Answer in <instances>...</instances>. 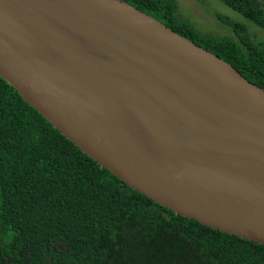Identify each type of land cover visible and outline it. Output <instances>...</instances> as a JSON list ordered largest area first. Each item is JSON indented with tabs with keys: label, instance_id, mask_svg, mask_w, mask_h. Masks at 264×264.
<instances>
[{
	"label": "water",
	"instance_id": "1",
	"mask_svg": "<svg viewBox=\"0 0 264 264\" xmlns=\"http://www.w3.org/2000/svg\"><path fill=\"white\" fill-rule=\"evenodd\" d=\"M0 78L176 215L264 245V89L125 0H0Z\"/></svg>",
	"mask_w": 264,
	"mask_h": 264
},
{
	"label": "trees",
	"instance_id": "2",
	"mask_svg": "<svg viewBox=\"0 0 264 264\" xmlns=\"http://www.w3.org/2000/svg\"><path fill=\"white\" fill-rule=\"evenodd\" d=\"M264 89V41L246 24L205 33L178 0H125ZM264 32V0H218ZM0 264H264V245L176 215L67 140L0 78Z\"/></svg>",
	"mask_w": 264,
	"mask_h": 264
},
{
	"label": "rangeland",
	"instance_id": "3",
	"mask_svg": "<svg viewBox=\"0 0 264 264\" xmlns=\"http://www.w3.org/2000/svg\"><path fill=\"white\" fill-rule=\"evenodd\" d=\"M178 2L183 14L205 33L222 36L233 35L232 30L218 19L217 15H222L246 24L257 39L264 41V32L218 0H178Z\"/></svg>",
	"mask_w": 264,
	"mask_h": 264
},
{
	"label": "clouds",
	"instance_id": "4",
	"mask_svg": "<svg viewBox=\"0 0 264 264\" xmlns=\"http://www.w3.org/2000/svg\"><path fill=\"white\" fill-rule=\"evenodd\" d=\"M18 235L19 233L15 230L12 225H7L6 230L0 233V241H2L3 247L9 253L12 252L11 246L15 243V239Z\"/></svg>",
	"mask_w": 264,
	"mask_h": 264
}]
</instances>
